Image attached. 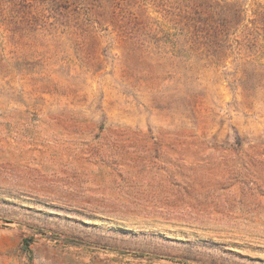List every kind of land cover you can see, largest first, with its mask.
<instances>
[{
	"label": "rangeland",
	"instance_id": "obj_1",
	"mask_svg": "<svg viewBox=\"0 0 264 264\" xmlns=\"http://www.w3.org/2000/svg\"><path fill=\"white\" fill-rule=\"evenodd\" d=\"M0 264H264V0H0Z\"/></svg>",
	"mask_w": 264,
	"mask_h": 264
}]
</instances>
